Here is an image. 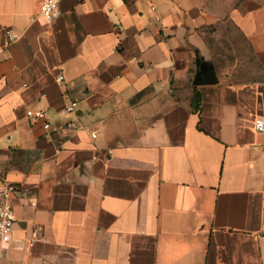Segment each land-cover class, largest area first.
I'll return each mask as SVG.
<instances>
[{
	"label": "crops",
	"instance_id": "crops-1",
	"mask_svg": "<svg viewBox=\"0 0 264 264\" xmlns=\"http://www.w3.org/2000/svg\"><path fill=\"white\" fill-rule=\"evenodd\" d=\"M40 3L0 0V264H264V0Z\"/></svg>",
	"mask_w": 264,
	"mask_h": 264
},
{
	"label": "built area",
	"instance_id": "built-area-1",
	"mask_svg": "<svg viewBox=\"0 0 264 264\" xmlns=\"http://www.w3.org/2000/svg\"><path fill=\"white\" fill-rule=\"evenodd\" d=\"M60 0H41L40 3V12L41 15L46 20H51L58 12V4ZM14 37L12 33L7 31V40H11ZM3 49L0 48V52ZM57 79L59 81H63V75L59 73L57 75ZM77 105L75 100H70L67 105H65V111H72ZM26 114L29 116H33L35 118L43 119V126L49 127L50 122L44 119V110L42 108L35 109H27ZM67 127L75 126L74 121H67L65 123ZM253 125L256 130L261 131L264 130V118L261 116H256L253 120ZM91 135L95 136V132L91 131ZM15 185L6 180L3 176V170L0 168V239L2 241H6L9 239L12 229L13 223L15 221L14 214V206L11 202V195L15 190ZM35 234V233H33Z\"/></svg>",
	"mask_w": 264,
	"mask_h": 264
},
{
	"label": "rangeland",
	"instance_id": "rangeland-1",
	"mask_svg": "<svg viewBox=\"0 0 264 264\" xmlns=\"http://www.w3.org/2000/svg\"><path fill=\"white\" fill-rule=\"evenodd\" d=\"M215 62L221 72L227 71L226 73H229L231 77L233 73L236 74V77L239 79L248 77L247 71L249 69L250 61L247 55H244L242 53L232 54L231 52L228 54L220 53L218 55V60Z\"/></svg>",
	"mask_w": 264,
	"mask_h": 264
},
{
	"label": "water",
	"instance_id": "water-1",
	"mask_svg": "<svg viewBox=\"0 0 264 264\" xmlns=\"http://www.w3.org/2000/svg\"><path fill=\"white\" fill-rule=\"evenodd\" d=\"M211 80H215L213 75H202L194 79V83H203L210 82Z\"/></svg>",
	"mask_w": 264,
	"mask_h": 264
}]
</instances>
